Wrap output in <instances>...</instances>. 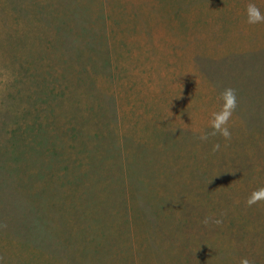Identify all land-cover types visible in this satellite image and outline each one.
Wrapping results in <instances>:
<instances>
[{"label":"rangeland","instance_id":"obj_1","mask_svg":"<svg viewBox=\"0 0 264 264\" xmlns=\"http://www.w3.org/2000/svg\"><path fill=\"white\" fill-rule=\"evenodd\" d=\"M247 2L0 0V264H264Z\"/></svg>","mask_w":264,"mask_h":264},{"label":"clouds","instance_id":"obj_2","mask_svg":"<svg viewBox=\"0 0 264 264\" xmlns=\"http://www.w3.org/2000/svg\"><path fill=\"white\" fill-rule=\"evenodd\" d=\"M264 4V0H248L245 6L246 23L250 25H256L264 23V11L261 10L259 5ZM219 100L221 101L218 110H213L209 113L207 120V127L211 131H204L203 129H196L199 132V139L207 140L208 137L219 134L225 139L231 136L230 121L233 117V113L237 108V94L236 90L232 87H225L219 93ZM219 145H214V148H218ZM264 200V186L254 189L248 196L246 203L252 205L258 201ZM208 217H205L204 222L207 223ZM215 223H219V220H215ZM240 264H252L247 257L240 258Z\"/></svg>","mask_w":264,"mask_h":264}]
</instances>
